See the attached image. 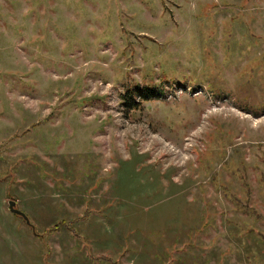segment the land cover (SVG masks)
<instances>
[{
  "label": "rangeland",
  "instance_id": "obj_1",
  "mask_svg": "<svg viewBox=\"0 0 264 264\" xmlns=\"http://www.w3.org/2000/svg\"><path fill=\"white\" fill-rule=\"evenodd\" d=\"M0 264H264V0H0Z\"/></svg>",
  "mask_w": 264,
  "mask_h": 264
},
{
  "label": "trees",
  "instance_id": "obj_2",
  "mask_svg": "<svg viewBox=\"0 0 264 264\" xmlns=\"http://www.w3.org/2000/svg\"><path fill=\"white\" fill-rule=\"evenodd\" d=\"M122 91L121 104L125 105L128 109L134 108L139 99L140 101L149 100L151 97H157L162 92L160 88L151 83L142 87L138 83L125 85ZM136 98L137 101H135Z\"/></svg>",
  "mask_w": 264,
  "mask_h": 264
},
{
  "label": "water",
  "instance_id": "obj_3",
  "mask_svg": "<svg viewBox=\"0 0 264 264\" xmlns=\"http://www.w3.org/2000/svg\"><path fill=\"white\" fill-rule=\"evenodd\" d=\"M6 206L8 207V210H9V212H11L12 214H14V215H19V218L21 219V220H23L24 221V223L25 224H27L28 225V220H26V216L19 210V209H15L14 208V206H13V202L12 201H9L7 204H6Z\"/></svg>",
  "mask_w": 264,
  "mask_h": 264
}]
</instances>
